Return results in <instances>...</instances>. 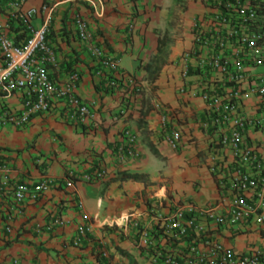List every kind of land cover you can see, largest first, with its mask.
Segmentation results:
<instances>
[{
	"label": "crops",
	"instance_id": "obj_1",
	"mask_svg": "<svg viewBox=\"0 0 264 264\" xmlns=\"http://www.w3.org/2000/svg\"><path fill=\"white\" fill-rule=\"evenodd\" d=\"M12 1L0 0V32L16 45H24L30 35L22 13L35 9L29 23L39 27L49 20L47 38L55 46L61 69L49 68V77L59 78L66 68H75L81 75L79 95L98 101L101 108L95 121L70 124L60 117L61 104L57 103L53 112L32 116L25 128H0V264H98V248L109 250L119 264H148L132 241L96 219L139 213L144 221L153 222L154 211L167 213L179 202L185 206L184 219L188 220L193 215L189 207L215 203L218 178L227 180L226 165L232 160L231 151L225 150L220 155L226 162L222 173H210L216 131L209 125L206 105L182 89L185 80L171 64L191 44V21L202 9L199 0H185L182 26L172 32L169 23L174 0H25L19 9L12 7ZM75 14L88 22L92 37L103 49L119 59L121 69L142 84L127 118L138 138L137 159L119 162L114 155L125 123L111 122L114 101L100 94L97 61L76 37ZM131 20L133 29L129 28ZM3 65L0 50V67ZM23 94V89L7 96L0 91V112H20ZM256 104L254 94L241 98L242 110L249 117L258 115ZM159 105L181 131L178 150L163 138ZM250 139L264 153V133L251 132ZM97 170H105L102 179L85 180ZM67 171L74 172L75 183L36 192L43 176L58 183ZM122 173H138L144 178H124ZM16 185H25L29 191L22 205L12 197ZM77 201L90 216L93 230L79 248L71 246L82 222ZM56 211H61L66 226L48 229L46 224ZM214 235L240 252L263 247L254 222L222 224ZM186 245L187 240H182L177 248L183 251Z\"/></svg>",
	"mask_w": 264,
	"mask_h": 264
},
{
	"label": "built area",
	"instance_id": "obj_2",
	"mask_svg": "<svg viewBox=\"0 0 264 264\" xmlns=\"http://www.w3.org/2000/svg\"><path fill=\"white\" fill-rule=\"evenodd\" d=\"M24 1L13 0L11 5L19 9ZM199 2L202 9L190 25L191 44L171 64L185 80L182 89L206 105L209 125L216 131L209 158L210 173L219 176L226 163L220 155L225 150L232 153L230 165H226L227 180L218 178L215 203L188 208L193 212L188 220L184 219L185 206L179 202L173 203L167 213L154 211L153 222L144 221L139 213L96 220L132 241L145 254L148 264H264V153L250 139L251 132L264 133V0ZM35 13L33 8L22 13L30 35L24 45H16L5 32H0V50L5 60V65L0 67V91L7 96L14 90H24L23 109L2 110L0 128L7 125L25 128L32 116L53 112L57 103L61 104L60 117L67 123L95 121L101 105L79 95L81 75L75 68H66L59 78L49 77V68L58 72L61 69L55 46L47 38L49 20L39 27L32 26L29 21ZM133 27L131 20L129 28ZM74 28L77 39L97 61L100 91L114 97L111 122L125 123L114 155L119 162L137 159L138 138L127 118L142 92V84L122 70L119 59L92 37L88 22L79 14L74 15ZM246 93L254 94L257 99L255 117L242 110L241 98ZM159 107L163 138L172 149L178 150L181 131L164 107ZM105 174V170H97L85 180L97 181ZM76 180L72 171H67L58 183L43 176L36 192L69 186ZM11 193L14 202L22 205L29 191L25 185H16ZM76 208L82 222L71 246L79 248L93 230L90 216L80 201L76 202ZM251 222L261 233L263 247L259 250L236 251L214 235L222 224ZM46 226L48 229L66 226L61 211H56ZM182 240H187V245L180 251L177 247ZM97 254L98 264H119L105 248H98Z\"/></svg>",
	"mask_w": 264,
	"mask_h": 264
},
{
	"label": "rangeland",
	"instance_id": "obj_3",
	"mask_svg": "<svg viewBox=\"0 0 264 264\" xmlns=\"http://www.w3.org/2000/svg\"><path fill=\"white\" fill-rule=\"evenodd\" d=\"M185 0L174 1L172 7V18L169 23V31L172 32L175 29H180L182 26V12L186 9Z\"/></svg>",
	"mask_w": 264,
	"mask_h": 264
},
{
	"label": "trees",
	"instance_id": "obj_4",
	"mask_svg": "<svg viewBox=\"0 0 264 264\" xmlns=\"http://www.w3.org/2000/svg\"><path fill=\"white\" fill-rule=\"evenodd\" d=\"M175 2L176 1H178V0H174ZM164 39V38H163ZM163 39H160V43L161 42H163ZM99 91H100V89H99ZM100 94L101 95H104L103 93H102V91H100ZM109 96H111V98L114 100V97L112 96V95H109ZM122 177H124V178H133V179H139V178H144V176L142 175V174H138V173H132V174H130V173H122Z\"/></svg>",
	"mask_w": 264,
	"mask_h": 264
}]
</instances>
